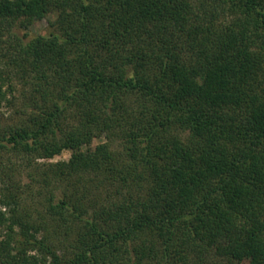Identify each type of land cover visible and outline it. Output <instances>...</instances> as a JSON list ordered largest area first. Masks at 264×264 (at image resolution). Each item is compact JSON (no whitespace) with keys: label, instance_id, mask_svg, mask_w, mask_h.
Here are the masks:
<instances>
[{"label":"trees","instance_id":"16d2710c","mask_svg":"<svg viewBox=\"0 0 264 264\" xmlns=\"http://www.w3.org/2000/svg\"><path fill=\"white\" fill-rule=\"evenodd\" d=\"M0 264H264V0H0Z\"/></svg>","mask_w":264,"mask_h":264},{"label":"rangeland","instance_id":"374dc122","mask_svg":"<svg viewBox=\"0 0 264 264\" xmlns=\"http://www.w3.org/2000/svg\"><path fill=\"white\" fill-rule=\"evenodd\" d=\"M54 19H55V16L50 14V15L46 16L45 18L33 20L30 24L29 29L33 32H44L47 29H50V27H51L50 22L53 21ZM2 110L4 113L3 118L5 120L10 121L9 116H10L11 109L8 106H5ZM97 143H99V140L95 139L94 144H97ZM69 157H70V151L63 150L61 154L55 156L50 161L56 162V161H60V160H68ZM39 161H43V160H39ZM35 200L37 201L38 199H35ZM36 201L34 202V204L38 206L39 201H37V202Z\"/></svg>","mask_w":264,"mask_h":264}]
</instances>
